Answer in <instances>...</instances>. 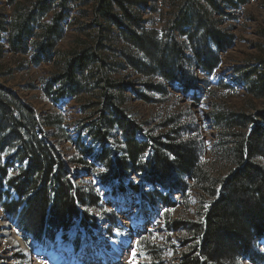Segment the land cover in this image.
<instances>
[{
    "label": "trees",
    "instance_id": "obj_1",
    "mask_svg": "<svg viewBox=\"0 0 264 264\" xmlns=\"http://www.w3.org/2000/svg\"><path fill=\"white\" fill-rule=\"evenodd\" d=\"M78 2L93 4L96 23L83 28L75 40L78 44L61 57L56 48ZM124 2L36 0L25 4L8 0L15 13L11 23L0 21V44L9 39L11 52L31 55L35 66L56 65L43 82L44 94L52 104L89 95L90 105L83 111L92 112L82 120L80 131L87 133V142L78 140L81 147L76 146L78 154L69 163L47 134L54 128L57 141L69 138L62 129V117L52 113L39 120L32 106L0 83L1 207L26 241L33 239L46 247L59 240L67 242L74 235L79 240L82 231L94 235L98 221L94 212L103 209L108 196L132 195L154 210L157 201L174 209L173 196L187 200L190 189H197L204 201L209 199L200 206L198 221L168 224L171 230L186 235L179 264H264V105L236 112L222 94L210 91L214 102L207 117L217 130V142L210 159L203 161V144L193 136L191 119L187 120L189 112L192 118L190 107L169 111L160 132L153 133L146 127L148 123L128 114L126 85L109 77V71L118 66H110V59L101 53L115 52L113 60L121 54L125 71L148 78L144 92H135L146 106L162 104L151 92L164 99L174 97L163 81L176 91L192 94V102L199 103L202 91L197 79L185 70L194 63L207 76L215 74L222 65L223 52L226 54L235 40L222 29L223 21L214 18L217 0H171L172 9L162 30L146 28V21L131 14L126 5L133 2ZM48 16L51 20L44 22ZM91 29L97 37L87 47L86 40L91 39L86 33ZM260 34L264 37V32ZM120 40L125 46L118 52L111 47ZM256 47L261 55L253 64L233 67L231 82L219 80L231 94L244 86L251 103L264 101V41ZM32 50L36 54H31ZM4 53L0 46V60ZM157 78L162 83H157ZM70 164L79 165L86 174H96L100 185L77 184L81 178L69 175ZM135 175L142 176L141 185L128 181ZM148 249L152 255L158 253L156 246Z\"/></svg>",
    "mask_w": 264,
    "mask_h": 264
},
{
    "label": "rangeland",
    "instance_id": "obj_2",
    "mask_svg": "<svg viewBox=\"0 0 264 264\" xmlns=\"http://www.w3.org/2000/svg\"><path fill=\"white\" fill-rule=\"evenodd\" d=\"M25 4L36 0H18ZM28 1V2H24ZM125 2L132 1L133 3L125 4L130 7L131 14L139 15L146 21V28L162 30L171 11V0H121ZM231 3L225 0H217L216 5L218 10L215 12L214 18L222 20L223 30L225 33H232L235 40L231 46L227 48L226 54L223 52V62L220 68L223 67L224 72H219L211 76H207L196 64H192L185 71L189 76H194L197 79V87L202 91L200 93L199 103H193L191 100L192 94L185 95L181 91H176L171 88L167 81H163L166 90L173 94L164 99L160 94L151 95L156 97L162 104H142L140 99L136 97L135 92H144V84L148 81L147 77H141L125 69V58L120 54L112 59L114 53L110 50H103L101 53L106 54L110 59L109 65L117 64L116 71H109V77L115 82H121L126 85V101L124 106H130L128 114L133 115L139 121L148 123L147 128H152L153 133L160 132L163 123V118L170 111H177L183 107H190L192 118L189 112L187 118L189 125L192 128V134L203 144L204 153L202 154L203 161L210 159L212 147L217 142V130L213 127L211 121L207 117V113L212 107L214 97L209 92L222 94L224 101L228 103L236 112L252 106L254 108H262L263 100H253L249 102L247 92L244 86L234 87V93H230L225 88L226 84H219L220 79H225L226 82H231V69L235 66H246L253 64V60L261 55L256 46H261L264 37L260 34L264 32V0H247L240 4V0H230ZM215 4V3H214ZM14 5H10L8 0H0V21L10 22L14 18ZM221 13V14H219ZM224 17V19H222ZM51 17L45 18L44 22H49ZM102 24L105 22L101 21ZM79 23V25H78ZM96 17L93 10V4L78 2L70 14L66 27V34L58 44L56 51L63 57L70 52V48L78 44L79 32L87 25L95 26ZM113 32L119 34L118 30L111 26ZM221 28V27H220ZM176 37L179 39V33ZM89 39L86 40V46L91 47L96 41V30L88 31ZM75 41V43H74ZM74 43V44H73ZM113 43V42H112ZM4 48V58L0 60V83L12 89L17 93L18 98L25 104L30 105L36 111V114L41 120L43 116L55 113L62 117V129L68 134L69 138L66 141H57L54 137L56 130L48 129V139L59 152L64 156L66 162H71L73 156L78 154L76 146H80L78 140L86 139L87 133H81L82 120L92 112L84 113V106H89V95H82L79 100L66 98L59 104H52L44 94L43 82L48 80L51 73L56 70V65L52 63L41 64L35 66L30 62L31 55L17 56L11 52L9 39L4 38V43L0 44ZM125 44L121 40L119 43L112 44V49H117L118 52L124 48ZM79 48H82L80 46ZM33 54V50L31 52ZM36 54V53H34ZM33 54V55H34ZM187 54L191 55V50L188 46ZM117 59V60H116ZM195 74V75H193ZM155 80V78H149ZM133 80V82L131 81ZM155 82V81H154ZM156 82L161 81L160 78ZM156 83V84H157ZM132 84V85H130ZM233 92V91H232ZM176 94V95H175ZM189 96V97H188ZM91 97V96H90ZM160 98V99H159ZM175 103L172 105V99ZM94 100V99H90ZM174 102V101H173ZM143 108H138L139 106ZM136 105V106H135ZM135 106V107H134ZM168 106L166 111L162 108ZM169 107H173L172 110ZM252 109V108H251ZM64 133V134H66ZM79 136V139H77ZM77 139V140H76ZM87 142V141H86ZM69 175H79L81 180H76L77 184L83 186L85 184L94 186L100 182L96 174L85 173L79 165L70 164ZM71 170V171H70ZM84 177V178H83ZM83 178V179H82ZM135 184L143 183L142 176H132L128 179ZM176 198L174 202L175 208L162 206L160 202H156L155 209H151L147 205L141 204L134 198H106L105 207L102 210L94 212V216L98 219L97 227L94 236L91 239L84 241L59 242L51 246L49 250L42 251L38 249L37 242H27L16 230L13 224L5 216V212L0 207V264H46L50 261V256L53 255L56 249H61L74 258V264H82L85 258L104 257L126 258L124 264H154L161 261V264H179L180 255L183 254L184 241L186 235L182 231L171 230L169 223L175 220L183 223L195 222L199 218L200 206L204 205L205 201L201 193L196 189H190L187 194V200L179 195L173 196ZM126 200V201H125ZM96 211V210H95ZM114 231V236L111 237L110 231ZM148 246H156L158 253L154 255L149 253ZM10 253V254H9ZM53 264H55L53 262Z\"/></svg>",
    "mask_w": 264,
    "mask_h": 264
},
{
    "label": "bare ground",
    "instance_id": "obj_3",
    "mask_svg": "<svg viewBox=\"0 0 264 264\" xmlns=\"http://www.w3.org/2000/svg\"><path fill=\"white\" fill-rule=\"evenodd\" d=\"M2 202V201H1ZM33 234V233H32ZM64 234V233H63ZM21 235V234H20ZM43 239V238H42ZM53 255L50 256V261H46V264H74V258L71 257L68 252H64L61 249H56ZM10 254V253H9ZM125 259L120 260L119 258H85L82 264H124Z\"/></svg>",
    "mask_w": 264,
    "mask_h": 264
}]
</instances>
